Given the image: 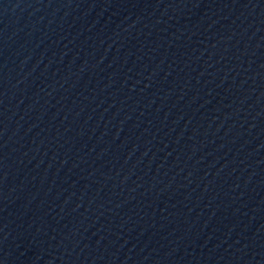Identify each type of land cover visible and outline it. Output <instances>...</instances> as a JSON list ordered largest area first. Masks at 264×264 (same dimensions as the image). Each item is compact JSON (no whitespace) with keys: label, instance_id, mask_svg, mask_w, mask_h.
<instances>
[{"label":"water","instance_id":"95a60500","mask_svg":"<svg viewBox=\"0 0 264 264\" xmlns=\"http://www.w3.org/2000/svg\"><path fill=\"white\" fill-rule=\"evenodd\" d=\"M0 264H264V0H0Z\"/></svg>","mask_w":264,"mask_h":264}]
</instances>
